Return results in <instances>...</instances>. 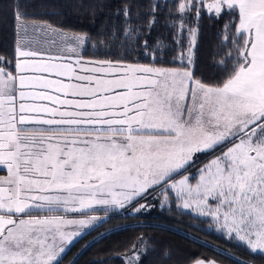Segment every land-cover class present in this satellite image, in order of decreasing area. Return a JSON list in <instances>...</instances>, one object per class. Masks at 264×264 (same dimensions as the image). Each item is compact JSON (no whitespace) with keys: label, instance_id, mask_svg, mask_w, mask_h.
<instances>
[{"label":"snow or ice","instance_id":"obj_1","mask_svg":"<svg viewBox=\"0 0 264 264\" xmlns=\"http://www.w3.org/2000/svg\"><path fill=\"white\" fill-rule=\"evenodd\" d=\"M122 11L130 17L129 6ZM173 14V43L183 48L187 34V48L170 61L179 67L154 68L85 60L86 34H62L52 54L38 47L48 26L25 23L17 0L14 72L0 67V264H60L103 222L88 211L141 214L152 200L211 217L226 239L264 255V0H174ZM204 15L230 18L222 47H232L211 82L190 67ZM140 35L124 29L127 41ZM142 47L151 55L147 40ZM163 47L158 40L155 51ZM0 64L13 67L5 57ZM217 151L191 171L200 154ZM42 211L84 218L31 214ZM137 239L126 264H141L146 245Z\"/></svg>","mask_w":264,"mask_h":264},{"label":"trees","instance_id":"obj_2","mask_svg":"<svg viewBox=\"0 0 264 264\" xmlns=\"http://www.w3.org/2000/svg\"><path fill=\"white\" fill-rule=\"evenodd\" d=\"M16 3L17 0H0V57L13 65L0 64V67L12 72ZM19 3L21 11L27 13V21L46 22L65 31L89 36L86 50H81L85 59L174 68L180 65L170 63L172 57L187 48V34L183 48L173 43L176 30L171 22H179L176 15H169L174 0H19ZM157 4L159 7L154 8ZM125 6L131 8L129 18L122 11ZM229 19L227 15L219 19L204 15L199 20L197 45L190 67L197 77L207 82L218 78L215 62L232 47L226 41L223 42L226 47H222V30ZM152 20L155 23L149 34L148 26ZM128 25L139 29L138 42L137 39H125L124 29ZM189 26L196 27V24L190 21ZM144 40L148 41L151 55L144 54ZM158 40L165 46L162 51H155ZM217 153L219 151L211 155L200 154L191 171H196ZM151 202L157 206L141 214L121 210L118 213L110 211L105 216L102 211L94 212L104 217L103 222L98 221L94 227L84 230L63 254L60 264H70L74 258L75 264H126L125 258L132 254L129 251L132 246L140 247L138 237H143L146 245L141 264H190L198 258H212L223 264H239L241 260L264 264V255L253 254L241 243L226 239L215 222L216 227L213 226L210 217L184 211L176 204L161 209L156 200Z\"/></svg>","mask_w":264,"mask_h":264},{"label":"rangeland","instance_id":"obj_3","mask_svg":"<svg viewBox=\"0 0 264 264\" xmlns=\"http://www.w3.org/2000/svg\"><path fill=\"white\" fill-rule=\"evenodd\" d=\"M25 23L31 25L33 23L35 24H46L48 27L46 29V31L44 32V34L42 35L41 37V43L38 45V47H41L45 50H51L52 54H59L60 53V50L64 47V36L62 34H67L68 36H71L73 34H80V35H84V34H81V33H73V32H69V31H65V30H62L60 28H57V27H54V26H51L49 25L48 23L46 22H41V21H25ZM32 29L29 28V33H31ZM61 46V47H60ZM82 49H80L81 51ZM65 55H67V53H65ZM85 59V58H84ZM89 60V59H88ZM124 63V62H122ZM125 64H136V63H125ZM148 66H151V65H148ZM151 67H154V68H169V67H155V66H151ZM216 155H219V153H217ZM199 158V157H198ZM197 158V159H198ZM214 158V156L212 157ZM211 158V159H212ZM209 162V161H208ZM207 162V163H208ZM206 164V163H205ZM204 165V163L202 165H200V167H202ZM1 171H6V170H1ZM195 172V171H194ZM180 177H176V179H179ZM191 183H195V180L194 181H191ZM179 202V201H178ZM181 209H183L182 207H180ZM184 211H192L195 213V211H193L192 209H183ZM45 214L46 212H33L31 213L32 215H36V214ZM197 213V212H196ZM62 215H70L72 216V218H76V219H80V218H84L80 213H62ZM96 216H100V217H103L101 216V214H98ZM69 218V217H68ZM212 223H213V226H215V223L214 221L212 220V218L210 217ZM98 222V221H97ZM95 222V224L97 223ZM216 227V226H215ZM217 228V227H216ZM68 247V246H67ZM198 259H202V258H198ZM207 259V258H205ZM209 260H214L212 258H209ZM216 261V260H215ZM218 262V261H216ZM221 263V262H219ZM223 264V263H221Z\"/></svg>","mask_w":264,"mask_h":264},{"label":"crops","instance_id":"obj_4","mask_svg":"<svg viewBox=\"0 0 264 264\" xmlns=\"http://www.w3.org/2000/svg\"><path fill=\"white\" fill-rule=\"evenodd\" d=\"M61 47V46H60ZM85 60H88V59H85ZM7 175V172L6 171H3L2 173H0V176H6ZM97 211H99V210H95V211H88L89 213H87V215L88 216H92V215H98V213H94V212H97ZM41 214V213H40ZM37 216H43V215H62V213H45V214H41V215H39V214H36ZM67 218L69 217V218H72V216H70V215H65ZM26 218V217H25ZM67 247V246H66ZM197 260H205V261H208L209 259H196V260H194L192 263H190V264H196V261ZM216 264H221V263H219V262H216Z\"/></svg>","mask_w":264,"mask_h":264}]
</instances>
